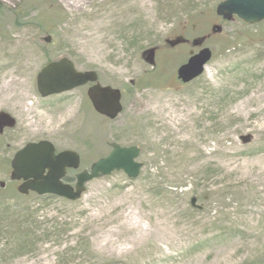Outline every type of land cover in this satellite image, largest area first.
<instances>
[{
  "label": "rangeland",
  "instance_id": "1",
  "mask_svg": "<svg viewBox=\"0 0 264 264\" xmlns=\"http://www.w3.org/2000/svg\"><path fill=\"white\" fill-rule=\"evenodd\" d=\"M56 1L50 44L46 0L0 9V113L16 120L0 137V264H264V23L223 21L222 0ZM180 38L213 52L188 85L176 72L199 50L166 45ZM63 57L123 92L117 120L94 112L87 88L41 98L38 73ZM42 140L76 151L81 169L109 143L137 146L143 169L94 180L77 202L22 197L11 160ZM22 211L35 238L19 254L2 222Z\"/></svg>",
  "mask_w": 264,
  "mask_h": 264
},
{
  "label": "water",
  "instance_id": "2",
  "mask_svg": "<svg viewBox=\"0 0 264 264\" xmlns=\"http://www.w3.org/2000/svg\"><path fill=\"white\" fill-rule=\"evenodd\" d=\"M1 6V0H0ZM216 14L225 21L239 19L247 25H256L264 22V0H224L217 5ZM51 42V37L45 39ZM183 42L179 40L171 43L174 46ZM202 41H195L194 45H201ZM148 62L154 63L155 51L147 53ZM212 51L208 48L193 55L187 63L177 70V78L188 84L199 78L205 66L212 59ZM89 83L94 84L88 91V97L97 113L111 120L116 119L123 111L121 92L112 87H103L98 82V75L94 71L78 72L73 62L67 58L46 64L37 75V88L43 98L62 94L83 87ZM16 121L6 113H0V133L5 128H14ZM111 153L95 162L89 171L85 170L77 175L75 187L62 182L67 169L78 170L80 156L73 151L55 153V147L48 141L29 143L11 161L12 172L10 180L22 183L17 190L22 195L34 192L40 196L54 195L72 202L78 201L85 192V185L95 179L109 176L114 172H124L129 179L139 177L143 165L137 162L140 156L138 147L122 148L112 143ZM5 187V184H1ZM197 199L191 200L193 208L201 209L196 205Z\"/></svg>",
  "mask_w": 264,
  "mask_h": 264
},
{
  "label": "trees",
  "instance_id": "3",
  "mask_svg": "<svg viewBox=\"0 0 264 264\" xmlns=\"http://www.w3.org/2000/svg\"><path fill=\"white\" fill-rule=\"evenodd\" d=\"M46 13H50L47 15V21H44V30L48 35H54L55 38H59V25L56 23L58 21V15L54 14L55 8L57 6L56 0H46ZM64 14V13H63ZM57 20V21H56ZM53 22L55 24L53 25ZM53 25V26H52ZM51 26V30L48 27ZM55 26V27H54ZM54 27V28H52ZM39 200H52L57 199L56 197H37ZM7 209V208H6ZM6 221L2 222L3 226L6 229H10L13 235L10 236L11 240L15 242V251L21 253H26L29 249L28 247L34 246V232L31 231L30 227L32 224L29 222L30 213L28 211H22L17 215H9L6 214ZM1 221V220H0Z\"/></svg>",
  "mask_w": 264,
  "mask_h": 264
},
{
  "label": "flooded vegetation",
  "instance_id": "4",
  "mask_svg": "<svg viewBox=\"0 0 264 264\" xmlns=\"http://www.w3.org/2000/svg\"><path fill=\"white\" fill-rule=\"evenodd\" d=\"M54 146L56 147L55 144H54ZM63 151H65V150L58 151L57 148H56V153H60V152H63ZM14 153H17V151L14 152ZM79 172H80V170H71V169L67 170L66 175L63 178V182L65 184H69V185L75 186L76 183H77V175L79 174ZM30 194H33V193H30Z\"/></svg>",
  "mask_w": 264,
  "mask_h": 264
}]
</instances>
